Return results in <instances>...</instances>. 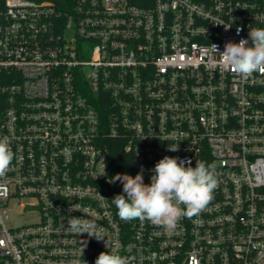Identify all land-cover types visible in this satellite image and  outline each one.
I'll list each match as a JSON object with an SVG mask.
<instances>
[{
  "label": "built area",
  "instance_id": "2783aa9c",
  "mask_svg": "<svg viewBox=\"0 0 264 264\" xmlns=\"http://www.w3.org/2000/svg\"><path fill=\"white\" fill-rule=\"evenodd\" d=\"M260 27L264 0H0V136L15 153L0 264L113 250L129 264H264V75L241 78L210 48ZM114 142L146 184L165 156L215 164L213 199L171 232L121 220ZM72 217L94 219L109 247L69 232Z\"/></svg>",
  "mask_w": 264,
  "mask_h": 264
},
{
  "label": "clouds",
  "instance_id": "9594fccd",
  "mask_svg": "<svg viewBox=\"0 0 264 264\" xmlns=\"http://www.w3.org/2000/svg\"><path fill=\"white\" fill-rule=\"evenodd\" d=\"M239 31L237 29V34ZM210 48L213 53L219 54L222 66L241 78L264 75V27L250 28L249 39H241L239 43L227 42L222 52L215 44H211ZM168 150L177 151L178 146ZM14 159L9 137L0 136V181L6 177ZM191 164V160L165 156L155 164L150 184L144 182L143 167L135 177L128 174L113 176L110 183L119 181L123 185V194L112 199L120 219L148 221L171 232L177 229L182 218L199 215L213 199L218 178L215 164L201 160L196 161L195 167ZM3 186L0 184V187ZM68 231L78 237L86 233L90 238L104 241L105 247H109L110 241L94 219L72 217L68 221ZM80 245L77 255L83 257L88 240H81ZM73 264H81V261L77 259ZM95 264H129V261L113 250L101 252Z\"/></svg>",
  "mask_w": 264,
  "mask_h": 264
},
{
  "label": "trees",
  "instance_id": "16d2710c",
  "mask_svg": "<svg viewBox=\"0 0 264 264\" xmlns=\"http://www.w3.org/2000/svg\"><path fill=\"white\" fill-rule=\"evenodd\" d=\"M109 173L112 178L116 174L132 175V158L124 151L121 143H112L109 150ZM113 190L116 195L123 194V185L117 181Z\"/></svg>",
  "mask_w": 264,
  "mask_h": 264
},
{
  "label": "rangeland",
  "instance_id": "374dc122",
  "mask_svg": "<svg viewBox=\"0 0 264 264\" xmlns=\"http://www.w3.org/2000/svg\"><path fill=\"white\" fill-rule=\"evenodd\" d=\"M70 35H71V33H69V36ZM25 202H26V200H22L21 201V203H25ZM11 204L12 205L16 204L15 207H14L15 212H17L19 215H22L23 219H26L27 214L26 213H22V209L17 205V203L16 202H12Z\"/></svg>",
  "mask_w": 264,
  "mask_h": 264
}]
</instances>
